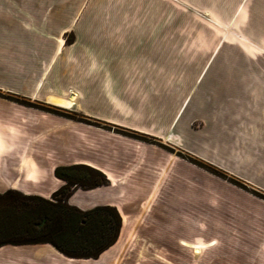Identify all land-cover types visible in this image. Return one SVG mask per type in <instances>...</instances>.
Returning a JSON list of instances; mask_svg holds the SVG:
<instances>
[{"label":"crops","instance_id":"obj_1","mask_svg":"<svg viewBox=\"0 0 264 264\" xmlns=\"http://www.w3.org/2000/svg\"><path fill=\"white\" fill-rule=\"evenodd\" d=\"M80 1L86 0H0V89L36 99L46 87L55 86L50 94L45 93V102L64 105L65 99L74 96L75 104L70 109L79 107L81 112L87 111L82 106L87 88L95 92L111 88L119 93L125 88L131 90L130 83L138 81L142 89L156 92L158 99L168 96V77H137L136 68L123 69V61L126 65L133 59L137 61L138 49L149 43L142 41L150 33L147 27L122 28L120 35L113 37L101 24L106 15L119 21L137 18V10H122L123 5H117L119 0H114L110 7L100 5L105 4L104 0L76 5ZM67 33L74 35L73 41H65ZM161 58L164 60V53ZM132 72L135 77H121L131 76ZM50 77H64L66 88L50 84ZM107 77H115L118 84L108 88ZM67 88L75 89L79 96L72 92L69 98L63 97ZM253 95L247 90L244 97ZM195 97L197 112L192 119L202 122V128L194 135V149L190 153L264 192V103L256 100L249 105L245 100L229 105V89H197ZM130 110L141 112L133 106ZM169 111L167 119L173 108ZM144 114L147 122L152 119L148 112ZM179 118L180 112L175 113L171 136L177 135V143L188 149L177 131ZM123 123L116 124L126 127ZM130 129L170 144L176 142L168 133L156 135L149 126ZM62 136L64 144L58 140ZM76 164L100 171L108 185L92 190L75 189L67 204L82 211L114 207L122 221L116 243L97 259L67 258L48 244L5 245L0 247V264H120V247L127 240L124 218L141 209L149 213L146 230L151 246L179 257L178 264H185L180 257L185 258L192 247L195 258H200L196 254L202 252L216 253L222 258L220 264H264V202L260 199L234 187L220 186L226 195L220 206L224 217L204 224L201 205L188 197L196 189L191 178L201 175L182 160L150 144L82 128L23 106L0 103V194L11 190L49 200L64 184L54 176V169ZM206 180L217 182L210 177ZM187 181L193 182V190ZM130 191L134 199L124 200ZM156 192L163 195V201L155 205ZM204 205L206 209L212 207L210 203ZM135 254L137 258L152 255L148 250Z\"/></svg>","mask_w":264,"mask_h":264},{"label":"rangeland","instance_id":"obj_2","mask_svg":"<svg viewBox=\"0 0 264 264\" xmlns=\"http://www.w3.org/2000/svg\"><path fill=\"white\" fill-rule=\"evenodd\" d=\"M113 2L115 1L104 0L105 4L100 2V5L110 7ZM86 4H88L87 0L76 3L81 6ZM117 5H123L122 10H137L138 16L132 19L123 18L119 21L106 15L101 24L109 30L107 32L111 36L116 37L120 35L119 31L122 28L130 27L139 29L147 27L150 32L147 34V40H142L149 43L138 49L137 61L132 58L128 65L123 61V69L131 68L133 71L136 68L137 77H168L169 95L163 98L164 101L162 98L158 99L159 95L157 96L156 92L142 89L138 81L130 83L131 90L125 88L122 92H113L109 87H114L118 81L115 77H107L106 86L109 90L95 92L94 89L87 88L82 97V106L87 110L86 112H81L79 107L70 109L75 104V101L70 103V99H65L66 104L62 106L46 103L45 95L55 90V86L54 88L46 87L45 91L37 94L36 99L10 94L0 89V103L23 106L43 115L82 126V128H94L114 137L150 144L182 160L201 175L200 178L198 174L191 178L195 181L196 189L195 194L188 197L190 196L194 202L201 205L200 217L204 224L210 223L211 220H219L223 216L220 206L226 201V195H223L224 192L220 186L234 187L264 202L263 191L190 153L194 149V135L202 128V122L192 119L193 114L197 112L194 103L197 89L212 91L229 89V105H239L245 100L249 102V105L256 100L264 103V0H119ZM73 36L72 33L65 34V41H73ZM132 39L131 37L129 40ZM162 42H164L163 47ZM162 53H164V60L161 58ZM121 77H135V75L132 72L131 76L123 74ZM50 78V84L57 85L61 89L66 88L64 86L67 81L64 77L62 80H58L59 77ZM74 90L65 89L63 92L66 93L63 97L69 98L72 92L76 94ZM247 90L254 92L253 97H244ZM260 93H262L261 96ZM98 100L101 102H97ZM187 102L189 104L186 106ZM169 105L173 108V114L171 113L172 115L167 119L166 114L171 112ZM131 106L138 108V112H141L133 113L130 110ZM68 107L69 109H66ZM144 112H148L152 118L148 122ZM177 112H180L177 131L185 140L188 149H183L177 143V135L171 136L173 126L171 122ZM119 122H124L123 125L126 127L116 124ZM147 126L153 128L156 135L163 136L164 133H168L176 142L170 144L164 139L130 129V127L138 130L139 127L145 129ZM136 134L151 138V142ZM174 134L177 132L175 131ZM61 138L64 139L62 136L58 140L60 144H64ZM206 177L217 182H209ZM186 183L193 190V184H191L193 182ZM174 196L178 197L177 194ZM134 197V193L130 191L124 195V200L130 201ZM162 201V194L158 192L153 194V204L156 205ZM208 203L212 204L210 209H208L209 206L206 209L204 205ZM150 212L156 213L155 210ZM148 217V211L141 209L124 218L127 240L120 247L123 250L122 256L117 260L120 264H165L162 262L164 260L169 264H178L179 257L171 254L168 256L161 251L160 247L155 249L151 246L148 241L151 237L146 230L150 222ZM193 249L194 247L190 249L191 252L187 251V256L180 257V260L186 261L185 264H220L222 261L220 255L216 253L206 255L202 251L196 254V257L200 256V258H195ZM139 250H148L152 255L137 258L135 253Z\"/></svg>","mask_w":264,"mask_h":264},{"label":"trees","instance_id":"obj_3","mask_svg":"<svg viewBox=\"0 0 264 264\" xmlns=\"http://www.w3.org/2000/svg\"><path fill=\"white\" fill-rule=\"evenodd\" d=\"M54 176L64 184L49 200L11 190L0 194V247L48 244L67 258L97 259L119 237L118 211L109 206L82 211L67 200L75 189L92 190L108 180L82 164L56 167Z\"/></svg>","mask_w":264,"mask_h":264},{"label":"bare ground","instance_id":"obj_4","mask_svg":"<svg viewBox=\"0 0 264 264\" xmlns=\"http://www.w3.org/2000/svg\"><path fill=\"white\" fill-rule=\"evenodd\" d=\"M75 101V97L73 96L71 99H70V103H72V102H74ZM56 104H58V105H62V103L61 102H56ZM198 248H196V250H197Z\"/></svg>","mask_w":264,"mask_h":264}]
</instances>
